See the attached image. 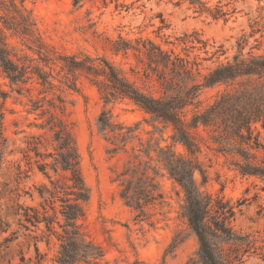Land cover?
I'll return each mask as SVG.
<instances>
[{
  "label": "rangeland",
  "instance_id": "374dc122",
  "mask_svg": "<svg viewBox=\"0 0 264 264\" xmlns=\"http://www.w3.org/2000/svg\"><path fill=\"white\" fill-rule=\"evenodd\" d=\"M203 1L211 8L222 6L229 14L228 20L214 21L198 15L182 0H80L77 4L74 0H23L34 23V34L19 37L7 32L8 49L14 60L54 77L56 80L50 79L56 87L43 88L35 77L26 83L10 85L0 76V113L11 150L0 168V264H56L57 242L50 239L47 243L40 230H25L20 225L19 213L23 210L19 206L36 207L40 201L36 188L45 179L33 163L27 164L23 153L26 144L40 132L35 125L59 111L49 106L57 103V96L65 101L64 112L57 115L73 132L82 176L89 190L82 229L89 240L103 248L108 264H185L190 258L196 260L197 239L179 215L182 200L179 186L167 176L160 178L168 204L152 210L153 226L136 222L134 212L119 199L117 185L112 181L127 156L123 152L107 154V143L99 134L96 121L102 111H108L117 122L138 125L137 133L143 140L150 138L162 146L170 144V129L152 122L149 115L127 99L105 103L98 89L83 76L74 78L76 91L67 88L73 77L61 71L59 59L73 54L105 58L142 92L157 96L160 89L150 75L146 57L131 50L119 54L111 50L119 38L133 46L138 39L151 40L182 57L188 55L190 61L200 63V75L207 74L218 62L231 59L237 52V42L244 45V53L251 49L264 54V0ZM182 39L193 40L195 48L180 42ZM196 39L205 42L206 49H199L202 45ZM218 49L224 55L204 60ZM222 90V86L202 88L199 108L212 103ZM39 105L41 108L32 110ZM41 109L49 113L44 118L39 116ZM259 131L264 143V130ZM199 132L203 137L199 140L201 153L197 160L207 182L202 185L196 174L197 184L202 191L235 206L231 225L236 232L261 237L264 182L238 175L230 165L231 159L216 152L205 133ZM133 145L138 142L128 145L129 152ZM174 149L181 154L185 152L180 145ZM242 264H264V256L249 253Z\"/></svg>",
  "mask_w": 264,
  "mask_h": 264
},
{
  "label": "trees",
  "instance_id": "16d2710c",
  "mask_svg": "<svg viewBox=\"0 0 264 264\" xmlns=\"http://www.w3.org/2000/svg\"><path fill=\"white\" fill-rule=\"evenodd\" d=\"M79 1L74 0V3ZM181 3L214 21L228 20L229 14L220 5L211 8L203 0H182ZM7 32L19 37L33 36L34 23L23 0H0V76L10 85L26 83L35 77L41 87L55 88L50 74L37 68L31 70L19 63V59H13ZM180 42L195 48L193 40ZM195 42L202 45L199 49H206L205 42L197 39ZM111 50L114 54L130 50L142 53L150 75L159 86V95L142 92L105 58L86 54L61 56L60 69L73 77L67 88L76 91L74 78L83 76L98 89L105 103L127 99L149 115L152 122L171 131L170 144L162 146L150 138L143 140L137 133L138 125L117 122L108 111H102L97 118V130L107 143V154L123 152L127 156L112 181L117 185L119 199L134 212V220L154 225L152 210L168 204L160 184V178L167 176L180 188L179 215L198 242L196 260L190 258L185 264H242L249 253L264 256V235L236 232L231 225L236 215L235 206L220 196L202 191L195 180V175L199 174L201 184L207 182L206 173L197 160L201 153V130L216 152L231 159L230 165L238 175L264 182V143L259 131L264 130V54L251 49L244 53V45L237 42V52L231 59L218 62L207 74L200 75V63L196 60L190 61L188 55L182 57L151 40L138 39L133 46L119 38ZM221 55L224 52L218 49L204 60ZM43 62L49 66L48 61ZM214 86H222L223 90L212 103L200 109V90ZM56 98L57 103L49 106L59 111L49 114L41 109L40 118L49 115L35 125L40 132L26 144L23 153V159L27 164L33 163L45 181L36 188L38 206H19L23 210L19 213L20 225L25 230H40L41 238L47 243L50 239L57 242L56 264H108L103 248L89 240L82 229L89 190L82 176L73 132L57 115L64 112L65 101L59 96ZM38 108L41 106L32 110ZM135 141L138 145L131 146L129 152L128 145ZM176 145L185 152H176ZM10 152L3 113H0V168L4 156Z\"/></svg>",
  "mask_w": 264,
  "mask_h": 264
}]
</instances>
